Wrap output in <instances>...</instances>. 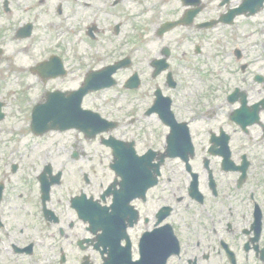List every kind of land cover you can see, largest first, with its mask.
<instances>
[{"label":"flooded vegetation","instance_id":"1","mask_svg":"<svg viewBox=\"0 0 264 264\" xmlns=\"http://www.w3.org/2000/svg\"><path fill=\"white\" fill-rule=\"evenodd\" d=\"M46 1L1 6L19 25L10 38L0 29V264H264V2L246 16L232 12L245 0H189L187 7L178 0L182 16L163 22L200 12L179 28L191 29L186 36L167 38L148 62L134 57L127 36L109 50L96 44L100 21L118 17L121 0H60L53 11ZM52 14L58 23L38 28ZM124 25L118 18L105 27L117 39ZM52 27L57 47L46 38ZM212 30L221 39L209 43L217 68L206 78L192 64L203 42L191 38ZM44 62L55 78L40 75ZM117 64L115 83L93 92L99 72ZM39 85L50 87L44 97L93 92L85 108L103 112L113 127L29 133L35 141L64 134L72 141L27 146L20 126L36 104L21 94ZM133 151L142 165L130 183L148 185L149 170L158 171L136 199L120 195L122 180L111 169L115 152Z\"/></svg>","mask_w":264,"mask_h":264},{"label":"rangeland","instance_id":"2","mask_svg":"<svg viewBox=\"0 0 264 264\" xmlns=\"http://www.w3.org/2000/svg\"><path fill=\"white\" fill-rule=\"evenodd\" d=\"M4 1L5 0H0V20L2 22V25H0V29L7 30L8 32L4 36L10 38L12 36V31L19 25V22L17 21L18 18L14 14H4L1 11V6L3 5ZM34 1L35 0H8L11 6L27 5L28 3L35 4ZM139 2L138 0H121V3H119L118 7L116 8L118 17L107 18L106 21H100V23L102 22V25H100L101 34L99 40L97 39L96 44L100 45L104 49L109 50L121 44V42H123L124 36H127L129 40L130 38H132V41L130 43L133 44L134 49L136 48V51H134V57L142 58L148 60V62H151L155 57H157L160 47L165 42H167V38L176 36H186V34H188L191 29L181 28L174 30L171 33L167 34L165 38L159 40L156 36L159 27V24L156 22V14H158L159 11L163 13L162 15L158 14L161 18L158 19V21L164 20L166 18L176 19L179 16L181 17L182 10L180 8L178 0H168L166 5L162 6L161 3H159L154 7L152 5H155L154 2H156V0H143L144 7L140 6L141 2ZM45 4L49 7L50 10L52 9L53 11L55 8H57V5L60 4V0H47ZM36 6H39V4H37ZM20 14L24 15L23 13ZM118 18L125 19V25L120 28L121 33L116 39L114 38L112 26H105L109 23L117 22ZM49 20V18L40 19V22H38L37 24L38 28L43 30L44 26L46 27L48 23L52 21L58 23L54 14H52L51 20ZM102 28H104L106 31L103 32ZM46 34V38L50 41V45H54V47H57V43H61L60 36H57L59 32L57 33V31L53 27L49 29ZM206 35L207 33H204L197 35V37L195 38L194 36L192 38H189H191L196 44L199 42H203V54L197 55L195 61L193 60L192 64L195 69H197V72L199 74L208 78L211 68H217V64H212L209 58L207 57L208 52L211 53L209 49V43L216 44L220 42L221 32L220 30H216L212 34H209L207 36ZM206 40L207 42H204ZM82 46L88 51L90 50V44H88L87 42L83 41ZM37 52L39 56L43 54L40 53L39 50H37ZM141 67L146 68V65L143 64ZM39 86H37L34 90L28 93L21 94V98L27 104H31L32 106L35 105L37 102L43 100L45 89H49L50 87L43 88L42 86ZM28 121L29 119H27L26 122L21 124V126L23 127L22 131L26 133L24 143L27 146H33L38 143V147L51 148L55 147L57 143H60L65 139H68V142L72 141V137L69 134L58 136L50 135L45 137L43 140L35 141L29 135L30 130L28 126Z\"/></svg>","mask_w":264,"mask_h":264},{"label":"water","instance_id":"3","mask_svg":"<svg viewBox=\"0 0 264 264\" xmlns=\"http://www.w3.org/2000/svg\"><path fill=\"white\" fill-rule=\"evenodd\" d=\"M243 11L245 10H241L240 12L242 13ZM256 11V10H253V12ZM167 28H165V30L167 29H170L174 26L172 25H167L166 26ZM86 92H80L78 93V98L76 99H72L74 98V95L72 94L71 97L69 98L70 101H73L72 105H65V104H61V105H58L60 108H62L63 112H64V116H63V121H61V114L57 107H52L51 105L52 104H48L47 107H48V111H45L43 113H39V111L36 113H34V122H33V128L34 130H36L37 132H40V133H45V132H48V131H51V130H61V131H64V130H68V129H72V128H83L84 126L83 125H80V120L82 117V114L83 112L80 111V102H81V99L83 97V95L85 94ZM76 95V94H75ZM53 96H49L48 97V100L49 102L52 100ZM58 99L54 100V101H61V99H63V96H58L57 97ZM53 101V102H54ZM39 107V106H38ZM37 107V108H38ZM44 108V107H42ZM52 110H55L56 112L53 113ZM79 110V112H78ZM86 114L85 116L86 117H89L88 116V113H84ZM63 115V114H62ZM94 124L96 126H102V123L101 122H94ZM121 157L119 156H116V162H115V165L113 166V168L115 170H120L121 172H125V166H126V160L123 159L122 162L120 163L121 161Z\"/></svg>","mask_w":264,"mask_h":264}]
</instances>
